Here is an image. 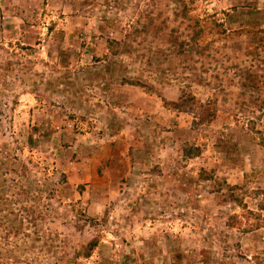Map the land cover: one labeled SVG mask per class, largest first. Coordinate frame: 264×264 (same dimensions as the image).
<instances>
[{
	"label": "rangeland",
	"instance_id": "obj_1",
	"mask_svg": "<svg viewBox=\"0 0 264 264\" xmlns=\"http://www.w3.org/2000/svg\"><path fill=\"white\" fill-rule=\"evenodd\" d=\"M259 218L264 0H0V264H264Z\"/></svg>",
	"mask_w": 264,
	"mask_h": 264
},
{
	"label": "trees",
	"instance_id": "obj_2",
	"mask_svg": "<svg viewBox=\"0 0 264 264\" xmlns=\"http://www.w3.org/2000/svg\"><path fill=\"white\" fill-rule=\"evenodd\" d=\"M195 25L198 27V37L201 36L203 34V32H209L210 33V25L209 24H203V25H199V24H196ZM200 33V34H199ZM260 222H264V218H259L255 224H252V226L254 227H257L260 225Z\"/></svg>",
	"mask_w": 264,
	"mask_h": 264
}]
</instances>
